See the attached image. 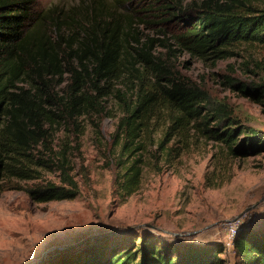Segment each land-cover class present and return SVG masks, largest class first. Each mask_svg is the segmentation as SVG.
<instances>
[{
    "label": "trees",
    "instance_id": "obj_1",
    "mask_svg": "<svg viewBox=\"0 0 264 264\" xmlns=\"http://www.w3.org/2000/svg\"><path fill=\"white\" fill-rule=\"evenodd\" d=\"M153 1L160 5L162 23L176 26L171 42L167 38L141 42L132 35L131 25L113 14L107 19L93 16L68 34L67 19L60 11L55 13V7L36 11L37 0H0V190L4 181L36 180L41 169L55 166L60 184H37L25 192L37 203L73 199L78 184L70 173L65 146L58 151L52 146L53 130L65 125L81 134L78 119L92 112L101 115L103 97L114 90L122 114L111 136L118 148L113 186L122 198L139 189L145 167L159 171V158L178 157L194 134L223 144L232 157L264 149L254 129L237 133V120L226 104L210 106L205 89L154 53L158 42L168 50L176 46L215 62L234 55L231 47L236 44L263 46L264 7L255 0ZM118 79L125 93L115 89ZM227 79L243 93L264 95L262 85ZM237 134L244 135L239 146ZM169 245L162 249L144 243L138 261L137 249L87 264H221L224 252L222 243L183 240ZM233 248L235 264H264L263 232L238 233ZM63 264L72 263L64 259Z\"/></svg>",
    "mask_w": 264,
    "mask_h": 264
},
{
    "label": "rangeland",
    "instance_id": "obj_2",
    "mask_svg": "<svg viewBox=\"0 0 264 264\" xmlns=\"http://www.w3.org/2000/svg\"><path fill=\"white\" fill-rule=\"evenodd\" d=\"M153 2L37 0L35 10L55 7V13L60 11L61 18L67 19L68 34L81 29L93 16L107 19L113 14L124 25H131L132 35L141 42L147 38H167L171 42L176 26L162 23V11L157 10L160 5ZM255 2L264 7V0ZM154 50L182 76L205 89L210 106L226 104L237 120V133L252 128L260 144L264 143V95L243 93L227 79L264 86V45L236 44L231 47L234 55L215 62L194 57L176 46L168 50L158 42ZM65 78L64 83L68 76ZM114 87L126 92L121 79L114 81ZM115 93L103 97L101 115L92 112L78 119L81 134L65 125L53 130L52 146L56 151L65 146L70 173L78 184L73 199L37 203L25 192L24 188L37 184H60L55 166L41 169L36 180L2 183L0 264H63L64 259L87 264L96 263L98 257L106 262L115 252L137 249L138 261L146 242L164 249L183 240L222 243L221 264H235L234 248L225 245L229 225L239 221V233H264V149L232 157L226 155L223 144L194 134L178 157L159 158V171L145 167L139 189L122 198L113 186L118 148L111 136L122 114ZM237 136L235 146L241 144L244 135Z\"/></svg>",
    "mask_w": 264,
    "mask_h": 264
},
{
    "label": "built area",
    "instance_id": "obj_3",
    "mask_svg": "<svg viewBox=\"0 0 264 264\" xmlns=\"http://www.w3.org/2000/svg\"><path fill=\"white\" fill-rule=\"evenodd\" d=\"M239 226H240V222L234 221L227 228L225 237H227L228 241L225 242V245L228 248L231 246L233 247V240H234L235 236L239 233Z\"/></svg>",
    "mask_w": 264,
    "mask_h": 264
}]
</instances>
